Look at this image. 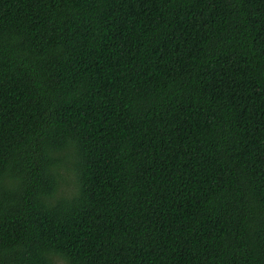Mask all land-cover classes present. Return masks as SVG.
Here are the masks:
<instances>
[{
  "label": "trees",
  "instance_id": "1",
  "mask_svg": "<svg viewBox=\"0 0 264 264\" xmlns=\"http://www.w3.org/2000/svg\"><path fill=\"white\" fill-rule=\"evenodd\" d=\"M264 264V0H0V264Z\"/></svg>",
  "mask_w": 264,
  "mask_h": 264
},
{
  "label": "rangeland",
  "instance_id": "2",
  "mask_svg": "<svg viewBox=\"0 0 264 264\" xmlns=\"http://www.w3.org/2000/svg\"><path fill=\"white\" fill-rule=\"evenodd\" d=\"M60 264V263H59Z\"/></svg>",
  "mask_w": 264,
  "mask_h": 264
}]
</instances>
